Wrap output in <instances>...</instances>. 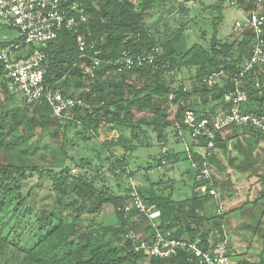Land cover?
Returning <instances> with one entry per match:
<instances>
[{"label":"trees","instance_id":"16d2710c","mask_svg":"<svg viewBox=\"0 0 264 264\" xmlns=\"http://www.w3.org/2000/svg\"><path fill=\"white\" fill-rule=\"evenodd\" d=\"M74 1L85 8L89 19L85 31L90 33V39L100 41V47L103 50L100 56L102 60L116 59L122 49L126 48L130 49L132 54L153 53L155 62L127 72H117L114 68L98 69L96 78L92 80L84 74L80 66L79 49L75 37L67 30H61L58 38L46 49L48 53L47 83L64 89L70 81V76L80 75L82 80L93 82L90 92L84 95L85 99L91 103H83L82 100L77 99L79 103L69 117H57L46 101L26 105L22 99L23 106L15 110H11L5 101L0 102V151L17 147L18 141L13 136V129L21 128L29 134L39 129L42 131L55 123L57 129L51 134L55 137L61 131H67L72 125L80 123L83 131L77 133L78 136L87 130H92L96 137L103 132L105 135L101 141L103 150L111 155H114V150L121 151L119 155H116V159H126L139 148L137 125L134 122L135 110H149L154 114L155 121L152 124L157 141L167 144L170 135L166 131L167 128H172L173 136L177 138L178 124L187 130L183 122L184 115L188 111H193L194 108L191 105H179L173 119H169L170 106L169 104L161 106L163 101L170 103V96L174 94V99H170L172 103H178L180 100L186 103L193 95L200 108V111L196 112L208 114L206 111L208 105L212 104L216 107L226 104L225 95L232 90V87L230 84H217L210 87L203 82V79L212 70L225 69L235 72L252 54L254 35L250 30L244 31L232 42L222 43L218 38L217 21H215V30L208 47L195 43L183 51L182 46L176 44L179 40V30L172 37L162 42L157 41L147 32L143 22V13L152 0H104L102 3L98 0H68L67 4ZM237 2L240 8L246 11L255 6V0H237ZM226 4V0H218L207 7L217 11L219 21L222 22ZM21 39L18 37L10 42H0V47L19 42ZM23 47L24 52L31 50L26 45ZM183 68H196L190 91L184 84L174 87L170 82L166 83L159 79L162 71H179ZM132 73L144 79L145 83L140 85L128 82L127 74ZM0 76H3L1 69ZM254 76H257L260 81V89L256 87ZM82 80L77 83L78 86H83ZM246 81L244 110L264 115V66L258 69L257 75L248 76ZM3 86L6 88V101L7 98L16 95L15 92L10 91L7 82ZM64 92L70 95L65 89ZM29 109L33 110L32 115L28 114ZM40 113L45 115L47 113L49 116L42 120L37 119L36 115ZM243 130L245 131L240 132ZM234 138L237 139L234 146L244 155V159L237 163L239 157H231L229 163L239 169L247 167L246 170H249L251 175L259 176L264 183V174L259 175L255 168L256 161L253 153L260 143L264 142V136L255 126L230 125L219 133L216 139L217 150H214L209 157L211 167L218 173L227 170L219 152L226 156L229 141ZM190 145L194 158L201 162L206 154L205 140L201 138L199 144L190 143ZM168 150L162 154L159 163L170 159L172 155L176 159L180 156L179 153L174 154ZM181 153L187 161L186 153L184 151ZM161 163L157 166L162 165ZM13 169L20 173L18 179L22 180L28 179L29 174L33 173L45 177L49 174L55 176L54 190L60 206L59 210L53 209L50 212L40 210L34 214L35 211H31V204L28 201L30 194L23 195L20 187L11 186L15 181ZM44 169L38 165L15 166L12 161L0 162L1 180L4 182V180L12 179L9 183L0 184V264L8 244L15 251V259L19 260L20 264H140L145 261L148 257L147 252L144 250L136 252L127 234L133 230L140 235V238H144L152 233V227L137 210L125 213L119 209L128 201L129 194L114 195L108 187L97 189L86 180L83 172L74 174L61 161L47 172H44ZM56 169H63L64 174L58 176ZM188 174L193 181L192 194L185 200H174L173 193L164 195L156 191L139 192L146 204L155 205L160 210V226L164 231L175 230L176 238L187 235L193 239L204 224L221 230L224 216L198 212L200 209H208L215 202L212 197L197 191L199 182L195 179V172L190 165ZM216 182L219 186L218 178ZM157 183L154 182L152 185ZM80 189H84L95 203L87 207V212L97 214L103 211L104 206L111 205L118 224L106 225L91 222L81 231L77 218L70 219L63 205L67 194L77 193ZM262 192L264 196V190ZM82 208L81 205L75 207L73 211L81 213ZM33 215L35 219L32 221ZM194 226L197 227L193 228ZM206 232L207 230L204 229V233ZM150 264L198 263L185 250H179L169 258H152ZM238 264L249 263L244 260ZM261 264H264V258Z\"/></svg>","mask_w":264,"mask_h":264},{"label":"rangeland","instance_id":"374dc122","mask_svg":"<svg viewBox=\"0 0 264 264\" xmlns=\"http://www.w3.org/2000/svg\"><path fill=\"white\" fill-rule=\"evenodd\" d=\"M98 1L99 3L104 2V0ZM217 1L152 0V3H149L143 13V22L147 32L159 42L172 37L179 30V40L176 44L181 45L183 51L195 43L208 47L215 30V21H217L219 40L222 43L232 42L242 33L235 30V22L243 20L244 16L237 7L226 4L223 9L224 20L220 22L217 11L207 7ZM18 36V30L9 27L0 19V41H11ZM195 74L196 68H183L179 71H162L159 79L166 83L170 82L174 87L184 84L185 88L190 91ZM127 77L130 83L140 85L145 83L144 79L137 77L134 73L127 74ZM81 78L80 75L70 76V81L64 89L76 99L82 100L83 103H91L85 99L84 95L90 92V86L93 82ZM80 80L83 81V86L77 85ZM5 97L6 94L0 91V102L5 101V104H9L11 110L23 106L20 93L7 98V101ZM196 101V97L192 95L186 103L183 100L172 103L169 99L170 103L163 101L161 106L169 104V119H173L179 105H191L194 108L193 112L200 111ZM221 107L219 105L213 107L211 104L206 107V111L214 113L220 110ZM134 113V122L137 125L136 132L139 136V148L126 159H116V155H119L121 151L114 150V155H111L103 150L101 146V141L105 137L103 132L96 137L92 130H87L84 131V134L78 136L77 133L83 131L82 125L79 123L52 137L51 134L57 129V125L52 123L50 127H46L42 131L39 129L29 134L21 128L13 129V136L16 137L18 145L7 151L1 150L0 162L12 161L15 166L38 165L42 169H51L53 165L61 161L72 173L80 174V172H83L86 180L91 182L97 189L108 187L111 194L114 195H127L135 186L139 191H156L164 195L173 193L172 196L180 200L191 196L193 181L190 180L189 174L185 171L187 162L181 153L184 151L182 139L179 136L175 138L172 128H167L166 131L170 133L167 144L159 143L156 133L153 131L154 114L149 110H135ZM28 114L32 115L33 110L29 109ZM47 116H49L47 113L46 115L43 113L36 115L37 119L40 120ZM187 140L190 141L188 134ZM236 142L237 139L235 138L229 141L228 153L230 156H238L237 163H239L244 159V155L234 146ZM263 147L264 142H261L260 146L254 151L255 168L260 173L259 175L264 174ZM167 150L174 154L179 153L180 156L176 159L172 155L170 159L162 160V163L160 162L162 165L157 166L160 164L159 159L162 158V154H165ZM219 153L223 162L226 163V157L223 156L222 152ZM48 169H44V172L49 171ZM13 171L15 181L11 186L20 187L23 195L30 194L28 201L31 204V211H35L34 214L40 210L47 212L53 209L59 210L60 206L54 190L56 185L55 176L49 174L45 177L33 173L29 174L28 179L22 180L18 179L20 173L16 169H13ZM55 171L58 172V176L64 174L63 169H56ZM233 174L236 177L235 182L240 185L246 176H250V171L239 174L234 170L232 171ZM249 176L248 178H250ZM1 177L0 174V184L9 183L12 180H4L3 182ZM215 178L220 181L218 186L220 196L226 203L223 219L226 229L230 233L231 245L235 247V250L240 251V254L235 258L237 264L244 260H247L249 264H261V260L264 258V196L262 192L264 183L259 176H253L251 180L248 179V184L239 189L233 182L234 180L232 181V178H229L227 172L218 173L215 171ZM154 182L158 183L152 185ZM185 183H187L186 186ZM231 200H236L237 203L234 205L228 204L227 202ZM92 204H95L93 200L86 194L84 189H80L77 193L67 194L63 205L66 207L65 212L70 219L77 218L81 231L85 229V225L91 222H100L106 225L118 224L111 205L104 206L103 211L95 214L87 212V207ZM81 205L83 206L81 213L73 211L75 207ZM210 210V214H213L214 206L211 205ZM34 219L33 215L32 221ZM139 227L142 228L143 226ZM14 254L15 251L8 244L4 250V255L1 257V264H20L19 260L16 261ZM147 263L143 261L140 264Z\"/></svg>","mask_w":264,"mask_h":264},{"label":"built area","instance_id":"2783aa9c","mask_svg":"<svg viewBox=\"0 0 264 264\" xmlns=\"http://www.w3.org/2000/svg\"><path fill=\"white\" fill-rule=\"evenodd\" d=\"M226 1L229 6L237 7L244 16L243 20L235 22V30L242 33L250 30L254 35L252 54L235 72L212 70L203 79L210 87L217 84L231 85L232 90L224 98L226 104L220 110L208 114L188 111L184 117L187 130L178 126V136L182 139L187 162L199 182L196 189L202 195L213 198L216 214L220 217L225 214L226 203L220 196L215 171L209 163V157L216 150L217 135L230 125H251L257 127L264 136V115L244 110L246 78L251 74L257 75L258 69L264 66V0H255V6L249 11L240 8L237 0ZM67 2L68 0H0V19L18 30V37L22 38L19 42L0 47L3 79L12 92L21 94L26 105L46 101L57 117H69L79 103L75 97L67 95L63 88L49 85L46 79V49L58 38L61 30H67L75 37L80 66L92 80L96 78L98 69L114 68L117 72H127L155 62L153 53L132 54L126 48L122 49L116 59L102 60L100 41L90 39V33L85 31L89 20L85 8L77 1L70 4ZM24 45L31 50L24 52ZM254 80L256 87L260 89L257 76H254ZM170 99H174V94ZM187 134L190 141L187 140ZM201 138L206 143V154L198 162L193 156L190 143L199 144ZM119 209L125 213L135 209L151 225L152 233L144 238H140L133 230L127 234L136 252H147V264H150L152 258H169L179 250H185L198 264H237L235 258L240 251L231 245L230 233L224 220L221 230L206 226L193 239L187 235L176 238L175 230L164 231L161 228L160 210L155 205L146 204L135 186L129 193L128 201ZM204 229L207 230L206 233Z\"/></svg>","mask_w":264,"mask_h":264},{"label":"crops","instance_id":"0c3cea01","mask_svg":"<svg viewBox=\"0 0 264 264\" xmlns=\"http://www.w3.org/2000/svg\"><path fill=\"white\" fill-rule=\"evenodd\" d=\"M18 38V37H17ZM17 38H15V39H17ZM15 39H13V40H15ZM13 40H11V41H13ZM0 42H10V40H8V41H0ZM6 83V81H4L3 80V76H0V91L1 92H3V93H5V87L3 86V84H5ZM11 91V90H10ZM230 151V150H229ZM254 154H255V152H253ZM227 155L225 156L226 157V163H225V165H226V167H227V170L225 171V172H227L228 173V175H229V178H232V181L233 182H235L236 181V177L234 176V174L232 175V171H236L237 173H239V174H243V173H245V172H247V171H249V170H246L247 169V167L245 168V169H239L238 167H236L235 165H233L232 163H229V159L231 158V157H234V156H230V154L229 153H226ZM224 157V158H225ZM184 161V160H183ZM185 162V161H184ZM187 162V161H186ZM234 169V170H233ZM154 171V170H153ZM185 171H186V173L188 174L189 173V165H188V162H187V164H186V167H185ZM172 172H174V171H172ZM249 176V175H248ZM248 176H246V178L245 179H243V182L242 183H240V185H237V182H235V184H236V186H238V188L239 189H242L243 187H244V185H246V184H248V179H252V177L253 176H255V177H258V176H256L255 174L253 175H251L250 174V178H248ZM252 176V177H251ZM220 182V181H219ZM187 185V183H185V186ZM173 187H174V185H173ZM235 187V186H234ZM190 196H188V197H184V198H182L181 200L180 199H176L174 196H173V199L174 200H176V201H182V200H185V199H187V198H189ZM215 202V201H214ZM228 204H230V205H234V204H236L237 203V201L236 200H231V201H229V202H227ZM212 205V207L214 206V213L213 214H215L216 213V203H212L211 204ZM210 205V206H211ZM210 206L208 207V209L207 208H205V209H200L198 212L200 213V214H204L205 212H208V213H210L209 212V210H210ZM211 211V210H210ZM206 226H211V225H209V224H204L203 225V227H206ZM197 226H194L193 228H196ZM203 227H200L201 229L203 228ZM199 229V228H198ZM197 229V230H198ZM200 230V229H199Z\"/></svg>","mask_w":264,"mask_h":264}]
</instances>
